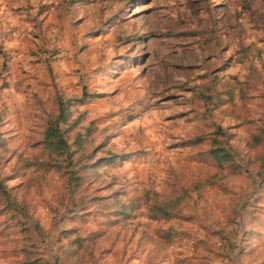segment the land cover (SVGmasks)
Returning <instances> with one entry per match:
<instances>
[{"label":"rangeland","instance_id":"374dc122","mask_svg":"<svg viewBox=\"0 0 264 264\" xmlns=\"http://www.w3.org/2000/svg\"><path fill=\"white\" fill-rule=\"evenodd\" d=\"M0 133V264H264V0H0Z\"/></svg>","mask_w":264,"mask_h":264},{"label":"trees","instance_id":"16d2710c","mask_svg":"<svg viewBox=\"0 0 264 264\" xmlns=\"http://www.w3.org/2000/svg\"><path fill=\"white\" fill-rule=\"evenodd\" d=\"M88 95L89 93L87 92L86 89H84L82 95H73L70 97H65L62 94L57 95V104H58L57 113L48 119L47 126L44 132V140L46 144L55 145V147L59 148V150L66 151V159H68L67 161L68 183L71 192L73 191L75 186L79 184L78 182L79 175L77 173L75 162H73V159L71 157V150L69 148V142L66 136V131L68 129L65 128L62 123L68 125L67 121L69 119L68 117L70 111L69 109L71 105L74 103V101L84 100L85 97ZM219 130L223 131L221 127L219 128ZM1 135L2 134L0 133V137ZM209 152L212 154V156L216 157L219 162H222L224 160L232 161L235 158V154H233L231 151H229L227 148H225L220 144H217V146H213ZM262 165H263V169L262 171H259L260 174H263L264 172V162L262 163ZM0 190L7 195L6 199H4L5 206L11 207L12 209H14L15 212L20 213L22 216H28L27 212L24 209L23 204H21L18 200H15V198L9 197L10 191L4 185L3 178H0ZM31 224L36 232L39 233L40 231L43 230L40 221L34 220L32 218ZM51 259H47L48 260L47 262L50 263V261H53L54 264H57L59 260L58 257L54 254H51ZM28 264H34V262L31 261L28 262Z\"/></svg>","mask_w":264,"mask_h":264}]
</instances>
